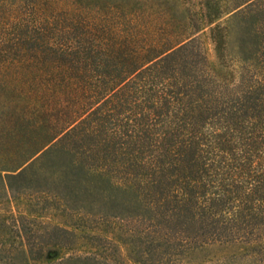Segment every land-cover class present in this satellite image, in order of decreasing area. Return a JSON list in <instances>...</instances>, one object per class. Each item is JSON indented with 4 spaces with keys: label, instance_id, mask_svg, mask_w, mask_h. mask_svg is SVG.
I'll list each match as a JSON object with an SVG mask.
<instances>
[{
    "label": "trees",
    "instance_id": "16d2710c",
    "mask_svg": "<svg viewBox=\"0 0 264 264\" xmlns=\"http://www.w3.org/2000/svg\"><path fill=\"white\" fill-rule=\"evenodd\" d=\"M197 2L0 0V264H264V0Z\"/></svg>",
    "mask_w": 264,
    "mask_h": 264
},
{
    "label": "rangeland",
    "instance_id": "374dc122",
    "mask_svg": "<svg viewBox=\"0 0 264 264\" xmlns=\"http://www.w3.org/2000/svg\"><path fill=\"white\" fill-rule=\"evenodd\" d=\"M191 4V6L193 8H197L198 7V0H188ZM202 39L204 41V44L206 46V51H207V55L210 58V60L215 61L216 60V55H215V51H214V46L213 43L210 41V39L207 37V35L203 34L202 35ZM49 215L48 214L44 217L46 219H48ZM52 219H58V220H70L72 218H75V216H70L69 214L64 215L61 212H57L56 215L51 216ZM79 244L77 245V247L79 246L80 249L82 248L81 246L85 245V242L82 240ZM70 251L69 249H62V251ZM220 252V248H210L208 252L212 253V252ZM114 252L117 254L116 256L118 257V263L119 264H140L138 261H135L129 254V251L126 248L125 244H121L120 246H116V250L114 249ZM180 264H185V263H180Z\"/></svg>",
    "mask_w": 264,
    "mask_h": 264
}]
</instances>
